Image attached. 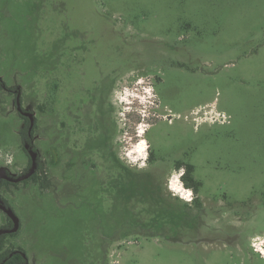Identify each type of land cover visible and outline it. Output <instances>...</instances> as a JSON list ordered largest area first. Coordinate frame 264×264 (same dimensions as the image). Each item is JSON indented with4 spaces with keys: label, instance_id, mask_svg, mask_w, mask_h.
Returning <instances> with one entry per match:
<instances>
[{
    "label": "rangeland",
    "instance_id": "rangeland-1",
    "mask_svg": "<svg viewBox=\"0 0 264 264\" xmlns=\"http://www.w3.org/2000/svg\"><path fill=\"white\" fill-rule=\"evenodd\" d=\"M0 82V169L34 152L52 183L0 190L28 264H264V0H0ZM119 165L133 230L158 236L126 234ZM153 201L172 224L144 222Z\"/></svg>",
    "mask_w": 264,
    "mask_h": 264
},
{
    "label": "trees",
    "instance_id": "trees-1",
    "mask_svg": "<svg viewBox=\"0 0 264 264\" xmlns=\"http://www.w3.org/2000/svg\"><path fill=\"white\" fill-rule=\"evenodd\" d=\"M2 89V83L0 82V90ZM18 115L23 119L24 126L21 129V138L23 140L22 142V148L25 149V145L29 144L33 150L36 149V147L32 144L31 138L34 134V130H28L29 128V118L18 113ZM51 152V156L53 159H51L52 163H56L57 155L54 148L49 150ZM28 156V167L31 165V157L27 153ZM150 155L148 161L152 159ZM176 169L181 170L180 179L182 180V183L185 187L192 190V192L196 195L198 193L199 187L201 186V182L199 180H196L193 176L194 166L189 162H184L182 160H176L174 164ZM120 172H124V175L120 173L119 177H116L114 186L117 189L119 197L124 198L125 201V207H124V216L129 217L131 221L127 222L129 223V226L131 227V231H128L126 234H142L144 237H153L158 236V232H154L153 230L148 231L149 229H145L144 231L136 232L133 230L134 227L138 226L139 223H142L141 219L138 217H135V214L131 213L130 209L126 208V201H128L129 195L128 192L131 189V192L134 193L135 189V180L134 177L127 174L128 168L123 166H117ZM45 164L41 162L39 159L36 162V168L35 171L32 173V175L23 181L20 182H10L5 179H0V190L10 188V186H17L20 183L23 185H26L29 181H33L35 184L38 185V187L47 189L52 186L51 180L46 175L45 171ZM23 175V174H21ZM20 176V175H19ZM15 177V176H14ZM126 178V179H125ZM124 180V181H123ZM143 189L147 190L146 185H143ZM3 203L7 207H11L10 203L4 198L1 197ZM154 202V206L156 205V215L153 217H149V220H145L144 222L147 223L148 226L152 227H163L166 224H172L174 222V219L172 218L175 215V209L171 203L166 204H160V202ZM193 202L198 207L200 206V200L197 196L194 197ZM13 209V208H12ZM1 211V210H0ZM14 211V209H13ZM185 214V211H182ZM1 213L4 215L5 222L0 225V229H6L12 227V221L11 219L3 212ZM16 214V213H15ZM162 216V217H160ZM185 217V216H184ZM18 233V230L13 233H5L0 235V264H28V255L26 250L21 245H14L13 243H10L8 241L9 237H14Z\"/></svg>",
    "mask_w": 264,
    "mask_h": 264
},
{
    "label": "water",
    "instance_id": "water-1",
    "mask_svg": "<svg viewBox=\"0 0 264 264\" xmlns=\"http://www.w3.org/2000/svg\"><path fill=\"white\" fill-rule=\"evenodd\" d=\"M16 105H17L16 106L17 111L20 114L29 118L30 124H29L28 130L30 131L32 129V126L34 123L33 114L29 113V112H25L22 110V108L20 106L19 95L16 96ZM30 157H31V165H30L29 170L26 173H24L23 175H20L18 177H14V176H9L5 169H0V179H5V180L10 181V182H20V181H23L24 179L30 177L36 168L35 153L30 152ZM0 210L3 211L12 221V227L6 228V229L1 228L0 229V235L5 234V233H13V232L17 231L18 226H19V219H18L17 215L15 214V212L13 211V209L10 207H7L3 203V201L0 200Z\"/></svg>",
    "mask_w": 264,
    "mask_h": 264
},
{
    "label": "built area",
    "instance_id": "built-area-1",
    "mask_svg": "<svg viewBox=\"0 0 264 264\" xmlns=\"http://www.w3.org/2000/svg\"><path fill=\"white\" fill-rule=\"evenodd\" d=\"M216 115L218 117H221V119L226 118L223 113H220L217 111H216ZM252 248L254 252L258 253L261 257H264V239H257V240L252 241Z\"/></svg>",
    "mask_w": 264,
    "mask_h": 264
},
{
    "label": "flooded vegetation",
    "instance_id": "flooded-vegetation-1",
    "mask_svg": "<svg viewBox=\"0 0 264 264\" xmlns=\"http://www.w3.org/2000/svg\"><path fill=\"white\" fill-rule=\"evenodd\" d=\"M4 89H5V85L2 83V89L0 90V93L3 92ZM7 174H8L9 176H12V175H10L8 172H7Z\"/></svg>",
    "mask_w": 264,
    "mask_h": 264
}]
</instances>
